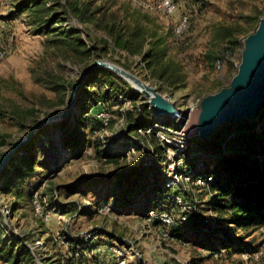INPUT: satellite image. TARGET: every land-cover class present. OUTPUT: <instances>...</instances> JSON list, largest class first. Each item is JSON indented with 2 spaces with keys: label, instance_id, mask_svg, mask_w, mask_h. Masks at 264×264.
I'll return each mask as SVG.
<instances>
[{
  "label": "trees",
  "instance_id": "1",
  "mask_svg": "<svg viewBox=\"0 0 264 264\" xmlns=\"http://www.w3.org/2000/svg\"><path fill=\"white\" fill-rule=\"evenodd\" d=\"M102 10L103 7H98L92 11L89 3L80 0H67L64 5L57 0H19L15 3L13 13L29 11L34 31L46 35L53 52L75 61L78 65L88 62L92 57H108L120 50L126 53L123 57L125 62L127 55L139 56L150 75L156 78L160 90L174 91L184 83L182 61L171 58L169 52L171 32L164 31L157 20L139 10L126 14L124 18L115 12H111L109 16L105 12L100 17L96 16ZM69 15L82 23H92L102 35H90L89 44L82 38V31L70 21ZM141 19L151 21L152 26ZM217 31L214 40L224 45L221 50L212 49L208 53L210 62L215 61V65L220 59L217 54L226 55L241 44L235 27L222 25ZM172 33L175 35V28ZM251 33L248 32L246 36ZM45 81L51 84V89L63 92L64 96L60 97L59 102L67 101L68 104L78 79L71 83L59 75L47 72ZM219 82L220 89L227 85L223 80ZM128 84L124 78L108 68L96 67L91 70L82 80L73 109L68 116L40 127L26 143L15 150L0 172V192L10 194L21 201L30 196L32 199L37 189L32 192L26 190L25 182L34 177L37 167H46V148L51 143L60 158L63 156L60 151L66 150V158L69 159H79L89 148L100 147L97 152L100 159L116 167L112 172L85 175L82 178L88 183V188L92 185L99 186L98 188L113 185L112 194L106 196L105 200H99L95 207L91 204L82 207L77 202L63 206L65 204L56 202L55 206L62 212L97 213L101 204L112 199L111 203L118 212H134L143 216L163 204L169 191L166 188L167 177H164V147L156 143V157L149 165L143 164V157L139 162L130 165L125 163L123 158L130 146L129 138L132 132L140 127L151 126L155 122L172 123L167 121L170 119L168 117H156L149 104L138 103L139 92L125 88ZM67 87L72 91L66 97ZM121 95L133 103L132 108L126 112V132L122 136L109 137L103 142L98 136L102 125L95 117L98 103L101 102L112 109V104L124 103L119 99ZM31 111L29 116L22 112L16 115L24 129L27 126L30 130L37 121L34 119L37 111L34 108ZM3 114L0 112L1 116ZM223 133H227V136L224 137ZM7 137L6 134H0V147L6 143ZM191 141L197 143L202 151L200 161L203 165L199 172L214 176V182L211 184L213 195L203 202L201 212L193 215L185 227L173 230L174 235L203 248L209 252L210 258L214 252L220 250H225L226 254L236 253L240 256L253 252L259 245L255 233L260 226H264V104L255 119L240 123L229 122L209 139L191 136ZM201 147L206 148L205 151ZM218 161L223 162L219 173L211 169ZM82 185L80 182L65 187L68 192H77ZM144 191H147L148 197L141 200L140 193ZM19 203L14 202L13 207L16 208ZM209 210L215 213L214 218L206 215ZM101 232L112 235L107 231ZM204 235L205 238H202ZM64 236L69 243L70 256L66 257L68 263L104 264L97 256H89L85 252L94 248L93 240L96 236L99 237V234L95 233V237L90 240L81 239L80 236ZM117 237L118 235H114L115 239ZM29 243L30 235L4 238L1 234V259L6 264H38ZM76 251L80 252L78 256L74 255ZM240 264H244L242 259Z\"/></svg>",
  "mask_w": 264,
  "mask_h": 264
},
{
  "label": "rangeland",
  "instance_id": "2",
  "mask_svg": "<svg viewBox=\"0 0 264 264\" xmlns=\"http://www.w3.org/2000/svg\"><path fill=\"white\" fill-rule=\"evenodd\" d=\"M17 1L19 0H0V27L3 44L12 48V53L8 57L0 59V112L4 113L3 116L0 115V134L8 136L6 143L0 147V159L12 143L23 138L29 131V127L26 126L24 129V126L22 127L20 124V119L16 117L18 113L22 112L29 116L30 112L32 113L31 109L34 108L37 111L34 119L38 120L41 117L59 113L67 106V101L59 102L60 97L64 96L63 92L51 89L49 87L51 84L46 83L47 72L59 75L67 82L75 83L88 64L96 60H107L157 87L161 93L172 97L178 107L186 110L192 102L207 92L218 91L220 80L228 85L238 70L242 40L248 32L253 33L256 26L258 27L259 16H262L264 12V0H177L179 7L173 15L148 11L133 4L132 0H80L89 3L92 11L103 7L102 12L96 14L99 17L104 12L108 16L111 12H115L124 18L127 16L126 14L139 10L157 20L163 26L164 31L171 32L169 52L171 58L175 57L182 61L185 77L184 83L171 91L159 89L160 86L156 78L150 75L139 56L127 55L125 62L123 57L126 53L124 51L117 50V53L113 52L108 57H92L88 62L80 65L74 63L73 60L56 55L47 42L46 35L37 34L34 31L29 11L21 14L13 13ZM57 1L61 5L67 2V0ZM183 15H187L189 18L188 28L181 36H175L172 31L179 24ZM69 18L82 31V38L89 44L91 43L90 35L93 37L102 35L101 31L92 23H82L71 15ZM141 20L150 26L153 24L151 21ZM222 25L235 27L238 30L237 35L241 44L226 55H216L222 61V68L218 69L215 61L210 62L208 53L212 49H222L224 44L214 40L217 30ZM125 88L135 89L130 83ZM68 89L67 87L66 97L72 91ZM139 94L138 103H146V98L140 92ZM112 105L114 115L112 122L104 131L98 133L103 142H106L109 137L121 136L122 130L126 126L125 119L123 125L120 122L124 116V103ZM132 106L133 103L130 101L128 107L131 109ZM167 121L177 124L172 118ZM186 129L188 130L187 126ZM222 135L226 137L227 133ZM213 143H211L212 147H214ZM201 148L204 151L206 149ZM99 150L100 147H91L79 159L66 158L67 151L61 150L60 153L63 156L60 158L57 149L49 143L46 148L47 155H45V159L48 160L46 167H37L34 177L27 180L25 184L26 190L30 192L39 190L42 196L40 204L43 207L55 208L53 218L47 224L37 218L32 207L31 196L27 197L25 201H21L10 194L0 192V235L2 234L4 238L6 236L30 235L29 247L36 255L35 261L38 264H71L66 259L67 256H70L69 244L61 246L57 243L56 232L78 237L87 231L99 234L100 236L96 240H100L104 245L116 242L114 235L136 241L141 250L148 253L147 258L150 264H179L178 259L171 253L177 254L180 258H192L194 264H240V254L227 253L225 258L216 260L209 257V252L201 251L199 249L201 247L194 246L192 243L190 247H184L180 243L171 242L175 250L164 244H162L161 250H158L159 245L144 234L140 215L134 212L121 213L114 210L107 215L62 212L58 206H55L56 202L65 204L63 206L77 202L82 207L90 206V204L95 207L99 200H105L106 196L112 194L113 185H105L101 188L92 185L88 188V183L82 179L85 175L108 173L116 168L115 165L107 164L103 159H100L97 153ZM138 161L139 157L136 162ZM222 167L223 162L218 161L211 169L219 173ZM164 177H166L165 171ZM80 182L83 185L77 192L67 191L65 185ZM146 192L140 193L141 200L147 199ZM201 196L203 200L209 199L205 193H202ZM16 201L20 203L15 208L13 203ZM111 202H113L112 199H109L108 203ZM101 231H107L112 235L109 236ZM202 238H205V235ZM150 244H154L153 250H158L157 257L153 255L154 251H150L151 247L148 246ZM0 264H6L1 257Z\"/></svg>",
  "mask_w": 264,
  "mask_h": 264
},
{
  "label": "built area",
  "instance_id": "3",
  "mask_svg": "<svg viewBox=\"0 0 264 264\" xmlns=\"http://www.w3.org/2000/svg\"><path fill=\"white\" fill-rule=\"evenodd\" d=\"M132 2L136 6L148 11L161 12L167 15L175 14L179 7L177 0H160L158 2L153 0H132ZM261 18H264V12ZM188 21L187 15L181 17L179 24L175 27L176 36H181L184 33L188 28ZM11 53L12 48L3 44L0 27V59L8 57ZM216 66L218 69L222 68V61L220 59L217 60ZM119 99L124 101L125 106L123 120L120 121L123 125L124 119L126 120V111L130 110L128 107L130 101L122 95L119 96ZM200 100L201 98L196 99L195 102L189 105L188 109L192 110L196 108ZM97 107L98 110L95 117L102 125L99 131L101 132L111 124L114 115L112 109L101 102L98 103ZM126 129L125 126L122 130V135L125 134ZM129 143L130 146L125 153V158H123V161L129 165L136 163L137 157H139V161L143 157V164L149 165L156 157V143L164 147L165 159L163 164L167 177L166 188L169 190L168 197L163 204L151 209L148 214L140 216L144 234L155 240L159 246H163L162 244H164L167 247L174 248L171 242H177L184 247H190L191 242L176 237L173 230L185 227L193 215L201 212V207L204 206L203 202L205 201L201 196L202 193L207 194L208 198L213 195L211 184L214 182V176L199 172V169L203 165V162L200 161L202 151L199 145L191 141L190 134L179 123L163 124L160 122H155L148 127H140L132 132ZM41 199L42 196L39 190H37L32 197V207L35 216L47 224L53 218L55 208L43 207L40 204ZM114 210L115 207L107 202L97 208V213L107 215ZM206 215L213 218L216 216L212 210L207 211ZM255 234L259 245L253 252L241 255L244 264H264V226H260ZM94 237V231L83 232L80 235V238L84 240H90ZM55 239L61 246H68L69 244L65 236L59 232H56ZM115 240L116 242L108 245L110 264H150L136 241L119 236ZM199 249L204 251V249ZM85 252L89 256H93L96 253L94 249H88ZM79 254V251L74 253L75 256ZM171 255L178 259L179 264H194L192 258H180L177 254L173 253ZM225 257V250L216 251L212 254V258L216 260Z\"/></svg>",
  "mask_w": 264,
  "mask_h": 264
},
{
  "label": "water",
  "instance_id": "4",
  "mask_svg": "<svg viewBox=\"0 0 264 264\" xmlns=\"http://www.w3.org/2000/svg\"><path fill=\"white\" fill-rule=\"evenodd\" d=\"M240 54L238 70L229 84L216 92L205 95L197 107L192 110L181 109L172 97L161 93L157 87L129 70L107 60H96L81 73L67 106L59 113L39 118L27 134L4 153L0 159V172L7 165L15 150L26 143L40 127L68 116L73 109L74 99L82 80L96 67L108 68L124 78L146 98V103L149 104L156 117L172 118L181 127L186 129L187 126L186 131L192 137L209 139L220 127L229 122L240 123L253 120L264 104V18H261L256 30L242 40Z\"/></svg>",
  "mask_w": 264,
  "mask_h": 264
},
{
  "label": "crops",
  "instance_id": "5",
  "mask_svg": "<svg viewBox=\"0 0 264 264\" xmlns=\"http://www.w3.org/2000/svg\"><path fill=\"white\" fill-rule=\"evenodd\" d=\"M98 237H96L94 240H93V243H94V251L96 252L95 253V256H97V258L99 259V261H101L102 263L104 264H110L109 261H110V257L108 255L109 251H108V245H104V243H101L100 240H96ZM111 244V243H110ZM145 245V244H144ZM147 245V244H146ZM149 247H151V250L150 251H154L155 253L153 254L155 257H157L156 254H158V250H161V246H159V249L158 250H153V247H154V244H150L148 245ZM147 247V246H146ZM155 248V247H154ZM147 254L148 253H145V257L146 259L148 260L147 258ZM160 260V259H159Z\"/></svg>",
  "mask_w": 264,
  "mask_h": 264
},
{
  "label": "bare ground",
  "instance_id": "6",
  "mask_svg": "<svg viewBox=\"0 0 264 264\" xmlns=\"http://www.w3.org/2000/svg\"><path fill=\"white\" fill-rule=\"evenodd\" d=\"M142 91V90H141ZM143 93H145V94H149V93H147V91H143Z\"/></svg>",
  "mask_w": 264,
  "mask_h": 264
}]
</instances>
